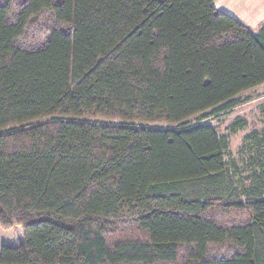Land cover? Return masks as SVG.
Returning a JSON list of instances; mask_svg holds the SVG:
<instances>
[{"label": "trees", "instance_id": "1", "mask_svg": "<svg viewBox=\"0 0 264 264\" xmlns=\"http://www.w3.org/2000/svg\"><path fill=\"white\" fill-rule=\"evenodd\" d=\"M213 2L0 0V264H264V131L236 161L208 123L264 85V21Z\"/></svg>", "mask_w": 264, "mask_h": 264}, {"label": "rangeland", "instance_id": "2", "mask_svg": "<svg viewBox=\"0 0 264 264\" xmlns=\"http://www.w3.org/2000/svg\"><path fill=\"white\" fill-rule=\"evenodd\" d=\"M254 8L252 6L250 9ZM263 88L264 85L243 93L241 97L249 96V102L238 106L229 113L208 120V123L214 126L219 134L228 135L229 153L231 158L236 161H240L239 150L242 146L243 136L252 131H264V117L262 115V106L264 105ZM237 119H242L246 122L245 129L236 134H229L228 127ZM158 126L162 127L164 125L159 124ZM0 229L2 228L0 227ZM21 229L18 226L8 230L2 229V231H10L11 239L16 240L22 237Z\"/></svg>", "mask_w": 264, "mask_h": 264}, {"label": "crops", "instance_id": "3", "mask_svg": "<svg viewBox=\"0 0 264 264\" xmlns=\"http://www.w3.org/2000/svg\"><path fill=\"white\" fill-rule=\"evenodd\" d=\"M252 6L255 8L250 9ZM213 7L232 16L253 32L264 21V0H214ZM11 237L10 231L0 229V248L15 247L22 240V237L16 240Z\"/></svg>", "mask_w": 264, "mask_h": 264}]
</instances>
